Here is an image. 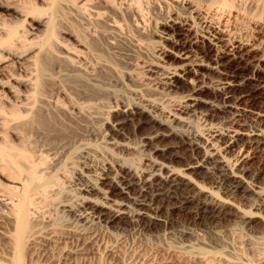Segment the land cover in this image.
<instances>
[{
  "label": "rangeland",
  "instance_id": "obj_1",
  "mask_svg": "<svg viewBox=\"0 0 264 264\" xmlns=\"http://www.w3.org/2000/svg\"><path fill=\"white\" fill-rule=\"evenodd\" d=\"M196 11L219 23L230 45L222 53L201 37L188 43L196 75L166 85L164 72L184 61L176 44L201 33ZM46 44L50 63L41 59ZM218 70L239 84L228 100ZM186 96L198 101L185 110ZM147 100L166 124L142 115L112 126L119 107L131 112ZM225 101L234 109L216 108ZM210 127L242 131L224 154L239 161L250 190L187 169L202 151L189 144L193 135L217 141ZM249 130L264 142V0H0V263L9 258L12 206L27 196L44 238L24 251V264H264V152H249ZM150 159L184 171L185 191H213L215 203L164 205L166 222L149 228L80 215L81 196L98 198L84 187Z\"/></svg>",
  "mask_w": 264,
  "mask_h": 264
},
{
  "label": "bare ground",
  "instance_id": "obj_2",
  "mask_svg": "<svg viewBox=\"0 0 264 264\" xmlns=\"http://www.w3.org/2000/svg\"><path fill=\"white\" fill-rule=\"evenodd\" d=\"M197 11H196V13H198L197 19H198L199 27L201 29L200 30L201 35L200 34L196 36L194 35L192 39L190 40L187 39L188 36L186 37V35H183L185 37V40L180 43L178 42L179 44H176V46L179 48L178 49L179 59L181 58V60H184V61H183V64H181V66L179 65V67H176L173 69L171 68L169 70H166V72H164L165 82L164 80L163 82L166 85L172 84L174 82L173 79L175 80L176 77H179V76L186 77L192 73L196 75L197 68L199 67L200 64L198 65V63H195L193 59H190L191 55L189 54L190 53L189 45L191 43L192 44L197 43L198 38L201 37L203 40L207 41L214 48L220 49V47L225 46L224 43L226 42V40H224L222 36V31L219 29V26H220L218 25L219 23L217 24L213 22V20L209 17L207 13L203 12L202 14ZM163 40L169 41V38L163 37ZM229 42H226V43L229 44ZM188 43L190 44L188 45ZM50 48L51 46L47 44L46 46L43 47L41 59H43L44 63L45 61L47 63L52 62ZM231 48H232V45H231ZM219 51H222V50L220 49ZM164 52H167V51H164ZM229 52H231V50H229ZM244 53H247V51ZM208 66L210 65H207V68ZM218 73H219V78H218V83H217L218 85L216 86L218 87L217 91L220 92L222 95H224L225 100H228L231 97V94L233 93L232 90L238 87L239 84H237V82L233 78H231L229 74H227L226 72H223V70L222 71L220 70ZM233 74L234 73H232V76ZM196 89H197V86H196ZM196 89L194 90L195 92L198 91V89L197 90ZM194 97L192 96L189 98L187 96L184 97V100L182 101V104L179 107H182L185 110L192 108L193 105H195L198 101L197 98L195 99ZM227 103L228 102L225 101L222 104V106H219L216 108L221 110L223 108H226L227 106H230L231 109H234V106L232 108V106ZM138 105L140 106H136L135 104V109L133 110V108H131V112L127 110L128 106L126 107V105H125L126 108L119 107L118 109L121 113L120 114L121 119L116 120L118 118L117 117L112 123L113 124L112 126L116 127L127 121L132 122L136 120L135 118H138L139 116H142V115L144 116L146 115L147 118H149L150 120L154 122L159 123L160 125L166 124V121H167L166 117L160 118V117H157L156 115L157 113L165 114V112H163V110L158 109L155 105L150 103L149 100H147L143 105L141 104H138ZM233 115L235 118L239 117L240 115H242V111L235 108V112L233 113ZM173 119L180 120L179 118H177L176 115H173ZM137 123L139 124V122ZM141 123H144V122H140V124ZM209 132L213 135H216L215 134L216 132L218 133L217 134L218 139L215 143L208 142L207 140H206L207 142H204L205 139L204 141L201 140L202 138L200 139L198 135L196 134L193 135L190 139L188 138L189 144L191 146L194 145L195 147L201 149L202 151L200 150L201 153L199 154V156L194 158L195 162H193V164L191 162V166H188L187 169L194 170V171L203 170L206 177L208 176L209 178L211 176L214 181L216 177L218 179V181L216 182H218L219 184L225 183V185L227 184V186L231 187V189H234V190L243 189L245 191L250 190L249 188L251 186L248 187L249 182H246L243 174L236 172L235 167L236 165H238L239 161H237L236 159L235 163H232L226 159L225 154H224L225 152L229 151L232 147H236V145H238L239 142L242 141L240 140V136L242 134V133L240 134V132L242 131L239 132V130L237 129L230 128L229 130L226 129L224 132H222L213 127H210ZM225 136L229 137L228 140H226ZM245 138L247 139H245L246 141L244 143L245 145L249 144L247 146H249V148L251 149L249 152L252 155L261 154V152H264V149L262 148V143L264 142H262L263 138H262L261 130L250 131L249 134H247ZM247 150L246 152H248ZM246 154L247 153H245V155ZM245 158L247 159V157ZM262 158L260 157V159ZM243 159H244V156H243ZM109 171L111 172V170ZM104 175L105 176L100 179L99 185H95L91 183L90 185L86 186L87 188L85 187L83 188V190L86 193L96 192V195L98 198L91 199L89 196H86V195L81 196L79 198L80 205L78 206L77 210L80 212V215L86 220L94 219L96 221L104 222L106 225L111 226V227L113 226L116 227V225L118 226L122 222L124 223L127 221L130 223L136 224L138 226H142V227L144 226L145 228L146 227L149 228L151 226H156L161 223H165L166 220H163L162 217H160L158 214L162 207H165L167 204H170V203H173L174 205L176 204L182 209H186V208L189 209L191 208V206H193L196 210L199 209L202 211L203 210L205 211L208 206H211L215 203L214 202L215 195H213L214 194L213 191L208 192V191H205L206 189L205 190L199 189L194 194H190L186 192L184 186L186 183H188L187 174H185L184 171L174 169L156 160H151V159L147 160V164H145L142 168L121 167L120 170H118L114 174L110 175L109 173H107V175L106 174ZM188 191L190 190L188 189ZM132 192L136 193L137 196H134V197L130 196L131 194H133ZM126 197H127L128 202L125 201ZM216 199H219V198H216ZM30 206L31 204L27 200V196H24V198L21 199L19 204L12 206V211H11L12 219L10 222L12 229H11V233H8V239H9V245H10L9 246L10 252L8 255L9 258L7 259V262H3L0 264H24L23 262L24 261L23 260L24 251L28 248L31 249L35 245V243H37L38 241H41L44 238L41 236L42 234H40V232L38 231V228H36L34 225L35 220H34V217L32 216L33 213H31Z\"/></svg>",
  "mask_w": 264,
  "mask_h": 264
}]
</instances>
